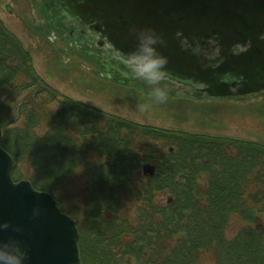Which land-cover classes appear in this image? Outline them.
<instances>
[{
	"label": "trees",
	"instance_id": "16d2710c",
	"mask_svg": "<svg viewBox=\"0 0 264 264\" xmlns=\"http://www.w3.org/2000/svg\"><path fill=\"white\" fill-rule=\"evenodd\" d=\"M0 128L12 175L26 166L61 210L80 200L83 264H264V143L136 124L62 96L1 20Z\"/></svg>",
	"mask_w": 264,
	"mask_h": 264
},
{
	"label": "water",
	"instance_id": "95a60500",
	"mask_svg": "<svg viewBox=\"0 0 264 264\" xmlns=\"http://www.w3.org/2000/svg\"><path fill=\"white\" fill-rule=\"evenodd\" d=\"M65 13L101 34L120 56L135 44L133 30L154 29L163 40L168 76L213 99L264 91V0H58ZM2 130L0 128V141ZM12 158L0 144V232L17 237L28 264H83L75 221L47 192L14 181ZM39 205L40 216L32 218Z\"/></svg>",
	"mask_w": 264,
	"mask_h": 264
},
{
	"label": "rangeland",
	"instance_id": "374dc122",
	"mask_svg": "<svg viewBox=\"0 0 264 264\" xmlns=\"http://www.w3.org/2000/svg\"><path fill=\"white\" fill-rule=\"evenodd\" d=\"M33 9L30 0H0V20L28 51L37 75L62 96L136 124L264 143V93L241 98L197 97L191 86L167 77L162 82L169 89L167 102L154 104L150 111L141 113L137 106L151 102L148 84L117 73L112 79L102 75L97 59L69 43L62 32L38 31L42 21L34 17ZM93 42L94 52L101 46ZM101 56L104 58L106 54L103 52ZM119 62L123 63L120 59ZM112 63L121 65L118 61ZM34 130L41 133L44 128ZM31 175L26 166L19 164L12 178L15 182L27 180L36 190L45 191L56 200L57 193L36 188ZM74 196L66 197L62 203L64 210H60L75 221L78 230L71 210L81 203ZM232 231L229 230V237ZM202 264L211 263L206 259Z\"/></svg>",
	"mask_w": 264,
	"mask_h": 264
},
{
	"label": "clouds",
	"instance_id": "9594fccd",
	"mask_svg": "<svg viewBox=\"0 0 264 264\" xmlns=\"http://www.w3.org/2000/svg\"><path fill=\"white\" fill-rule=\"evenodd\" d=\"M134 47L121 53L122 62L126 65L128 74L137 80H141L150 86V103L139 104L138 111L146 113L154 104L160 105L167 102L169 89L162 85L167 79L168 57L161 51L163 40L158 33L151 28L134 29ZM42 209L36 205L32 209V218L40 216ZM14 228L15 232H21L20 225L13 226L10 221L0 222V232ZM29 253L22 247L17 237L9 236L0 239V264H28Z\"/></svg>",
	"mask_w": 264,
	"mask_h": 264
},
{
	"label": "flooded vegetation",
	"instance_id": "af4514ba",
	"mask_svg": "<svg viewBox=\"0 0 264 264\" xmlns=\"http://www.w3.org/2000/svg\"><path fill=\"white\" fill-rule=\"evenodd\" d=\"M30 2L36 14L34 17L42 21L37 28L38 31L52 29L54 33L62 32L63 38L69 43L79 47L86 55L97 59L102 75L112 79L114 77L113 74L117 73L126 78H132L128 74L127 68L123 66L125 64H121L119 60L113 58V55L108 52L109 47L101 37V34L90 26L69 18L58 0H30ZM93 40L101 46L94 52L92 51ZM103 52L106 54L104 58L101 56ZM117 61L121 64L120 66H115L112 63ZM132 80L136 79L132 78Z\"/></svg>",
	"mask_w": 264,
	"mask_h": 264
}]
</instances>
